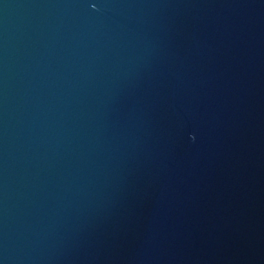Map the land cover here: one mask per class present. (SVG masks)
Returning <instances> with one entry per match:
<instances>
[{
    "label": "water",
    "instance_id": "obj_1",
    "mask_svg": "<svg viewBox=\"0 0 264 264\" xmlns=\"http://www.w3.org/2000/svg\"><path fill=\"white\" fill-rule=\"evenodd\" d=\"M0 264H264V0H0Z\"/></svg>",
    "mask_w": 264,
    "mask_h": 264
}]
</instances>
